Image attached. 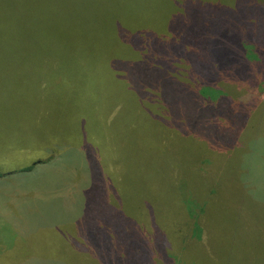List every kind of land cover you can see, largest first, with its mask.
Here are the masks:
<instances>
[{
    "label": "rangeland",
    "instance_id": "374dc122",
    "mask_svg": "<svg viewBox=\"0 0 264 264\" xmlns=\"http://www.w3.org/2000/svg\"><path fill=\"white\" fill-rule=\"evenodd\" d=\"M46 1L58 3L66 15L69 22L60 20L54 27L57 24L69 34L61 33L60 43L72 46L73 52L75 45L80 50L81 45H97L106 46L111 55L128 57L132 50L115 47L120 43L134 47L144 38L152 41L153 32L159 31L168 42L222 44L214 66L223 65L216 94L227 106L215 129L225 137L229 151L207 175L217 194L204 212L207 246L181 253L176 264H264V0ZM186 60L181 66L189 68ZM169 70L161 71L170 74ZM180 73L187 80L185 72ZM164 75H159L160 87L153 86L158 83L155 79L135 83L138 94L132 96L138 101L140 119L133 131L129 112L138 105L129 92L120 95L122 104L112 115L118 96L109 87L104 93L109 103L101 105L90 93L84 98L77 85L73 88L77 90H67L60 76L14 74L3 80L0 76V165L4 172H14L0 181V264H65L66 233L78 231L86 208L94 211L93 202L86 200L89 192L96 204V223L116 203L127 205L124 186H144L146 177L129 155L148 137L154 143L159 123L171 118L166 98H161ZM42 83L49 89L42 91ZM116 84L125 83L116 80ZM206 90L209 98L214 96L211 88ZM166 93L174 90L167 88ZM138 132L141 135L134 138ZM207 132L215 136L214 131ZM188 143L189 139H178L177 145ZM52 154L61 155L48 166L44 158ZM176 159L178 178L185 179L196 166L181 155ZM31 163L36 166L32 172L15 171ZM188 181L187 177L181 184ZM247 249L251 252L245 259L240 254Z\"/></svg>",
    "mask_w": 264,
    "mask_h": 264
},
{
    "label": "trees",
    "instance_id": "16d2710c",
    "mask_svg": "<svg viewBox=\"0 0 264 264\" xmlns=\"http://www.w3.org/2000/svg\"><path fill=\"white\" fill-rule=\"evenodd\" d=\"M58 22L66 24L69 21L55 1L0 0L2 80L14 74L43 73L54 76L52 79L60 76L58 78H64L65 86L67 84V90L73 92L77 90L73 89L77 85L84 98L90 93L101 100V105L109 103L104 97L109 87L119 98L113 106L112 115L120 109V95L129 92L130 98L138 105L136 109L130 106L133 131L135 121L140 119L138 101L132 96L137 93L135 83L140 79L146 83L152 79L158 82L159 75L165 74L163 80L166 86L161 89H166L162 90L161 98H166L171 116L159 123L154 132V143L148 137L141 148L130 153V160L136 163L146 180L142 188L132 183L124 186L128 188L126 206L116 203L108 213L100 216V221L94 223L96 204L90 192L86 196L87 202H93L94 211L86 208L82 219L77 222L78 231H74L73 235L66 233L65 264H176L181 253L183 256L188 250L206 247L209 232L205 228L204 212H207L209 201L217 198L215 190H212L214 185L207 175L209 171L217 169L220 156L229 151L224 144L225 137L218 136L215 129L216 119L218 116L221 121L224 119L227 106L224 97L216 94L220 90L218 81L223 65L218 69L214 66L219 63L217 58L221 56L222 44L198 42L197 47L190 39L168 42L161 34L164 31H159L153 32L151 36L156 38L152 41L144 38L134 47L124 43L115 47L119 51L124 47L132 50L128 57L111 55L106 46L97 45H81V50L80 45H75L73 52L72 46L60 43L61 33L69 34L58 28L57 24L54 27V23ZM116 32L122 31L117 29ZM191 49L197 50L192 53ZM208 56L214 61L213 64ZM73 58L74 61H70ZM185 59L189 68L181 66ZM176 68L179 75L172 76L171 71H177ZM167 69H170V74L161 71ZM180 72H185L187 80L182 79ZM116 80L126 85L123 84L122 88L116 84ZM153 86L160 87V84L158 82ZM167 88L173 89L174 93H166ZM206 88H211L214 96L209 98ZM41 89H49L48 83H42ZM28 101L35 103L34 100ZM175 114L176 120L173 119ZM82 118L85 121L83 115ZM207 130L214 131L215 136L208 135ZM138 135H141L140 132L134 138ZM178 139L182 142L189 139V143L177 145ZM178 146L181 147L180 153ZM60 155L52 154L44 158L48 160L43 159L44 163L49 166ZM179 155L192 160L196 166L194 170L189 169L190 174L181 180L176 168V157ZM35 167L31 163L15 171L29 173ZM11 173L14 172H4L0 165V181ZM187 177L190 179L189 188L188 183L181 184ZM192 204L200 207L193 209ZM206 252L216 259L211 252ZM250 252L247 249L240 255L248 259Z\"/></svg>",
    "mask_w": 264,
    "mask_h": 264
}]
</instances>
